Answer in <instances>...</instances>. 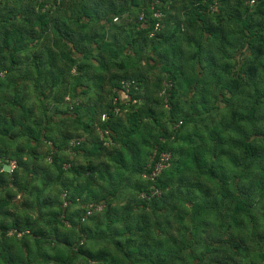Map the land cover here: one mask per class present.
Segmentation results:
<instances>
[{"label": "trees", "instance_id": "obj_1", "mask_svg": "<svg viewBox=\"0 0 264 264\" xmlns=\"http://www.w3.org/2000/svg\"><path fill=\"white\" fill-rule=\"evenodd\" d=\"M254 2L0 0V264H264Z\"/></svg>", "mask_w": 264, "mask_h": 264}, {"label": "built area", "instance_id": "obj_2", "mask_svg": "<svg viewBox=\"0 0 264 264\" xmlns=\"http://www.w3.org/2000/svg\"><path fill=\"white\" fill-rule=\"evenodd\" d=\"M157 1L158 0H154V4L156 3L157 4ZM249 1V4L250 5H254V0H248ZM153 5V4H152ZM153 8V7H152ZM155 17L156 18H159V17H161V14L160 13H156L155 14ZM116 20V19H115ZM159 27H160V24L159 23H157V24H155V26H154V29L155 30H157V29H159ZM130 85H129V83H123L122 82V91H121V94H120V98L122 99V100H128V90H129V87ZM123 95V96H122ZM67 101H68V99H67ZM115 113L116 114H119V109H116L115 110ZM107 119V116L106 115H103L102 117H101V121L103 122V121H105ZM109 132L108 131H106L105 132V134H108ZM111 143V140L110 139H107L106 140V142L104 143V145L105 146H107V145H109ZM71 144H74V142H72ZM169 160H170V154H168V153H161L160 155H159V160L154 164V166H153V170H152V173L150 174V176H149V178L150 179H153L154 177H156L160 172H161V170L162 169H164L165 167H167L168 166V163H169ZM10 171L15 167V163H11V165H10ZM144 178L146 177L145 175L143 176ZM158 194V191L157 190H153L151 193H150V195L149 196H147L146 194H142L141 196H140V198L141 199H148V198H150V197H153V196H155V195H157ZM66 205V204H65ZM64 205V206H65ZM103 207H104V205L103 204H95V203H91V204H88V205H86V207H85V216H84V218H87L88 216H90L91 214H93L94 212H99V211H101L102 209H103ZM84 218L82 219V220H84Z\"/></svg>", "mask_w": 264, "mask_h": 264}, {"label": "water", "instance_id": "obj_3", "mask_svg": "<svg viewBox=\"0 0 264 264\" xmlns=\"http://www.w3.org/2000/svg\"><path fill=\"white\" fill-rule=\"evenodd\" d=\"M3 170H4L5 172H10V166H9V165H5V166L3 167Z\"/></svg>", "mask_w": 264, "mask_h": 264}, {"label": "rangeland", "instance_id": "obj_4", "mask_svg": "<svg viewBox=\"0 0 264 264\" xmlns=\"http://www.w3.org/2000/svg\"><path fill=\"white\" fill-rule=\"evenodd\" d=\"M123 96V95H122ZM11 168V167H10Z\"/></svg>", "mask_w": 264, "mask_h": 264}, {"label": "clouds", "instance_id": "obj_5", "mask_svg": "<svg viewBox=\"0 0 264 264\" xmlns=\"http://www.w3.org/2000/svg\"><path fill=\"white\" fill-rule=\"evenodd\" d=\"M10 166V165H9Z\"/></svg>", "mask_w": 264, "mask_h": 264}]
</instances>
